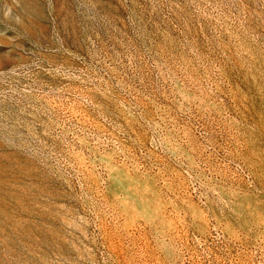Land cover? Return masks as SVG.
Here are the masks:
<instances>
[{
    "label": "rangeland",
    "instance_id": "374dc122",
    "mask_svg": "<svg viewBox=\"0 0 264 264\" xmlns=\"http://www.w3.org/2000/svg\"><path fill=\"white\" fill-rule=\"evenodd\" d=\"M0 264H264V0H0Z\"/></svg>",
    "mask_w": 264,
    "mask_h": 264
},
{
    "label": "bare ground",
    "instance_id": "6f19581e",
    "mask_svg": "<svg viewBox=\"0 0 264 264\" xmlns=\"http://www.w3.org/2000/svg\"><path fill=\"white\" fill-rule=\"evenodd\" d=\"M11 260V259H10Z\"/></svg>",
    "mask_w": 264,
    "mask_h": 264
}]
</instances>
